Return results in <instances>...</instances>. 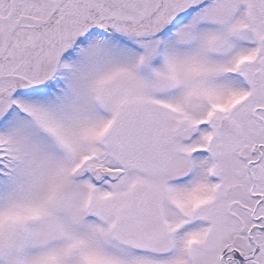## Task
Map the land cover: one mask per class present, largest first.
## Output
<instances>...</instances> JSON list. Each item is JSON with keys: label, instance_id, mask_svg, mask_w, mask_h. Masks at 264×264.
Returning <instances> with one entry per match:
<instances>
[{"label": "snow or ice", "instance_id": "6c2138e0", "mask_svg": "<svg viewBox=\"0 0 264 264\" xmlns=\"http://www.w3.org/2000/svg\"><path fill=\"white\" fill-rule=\"evenodd\" d=\"M0 264H264V0H0Z\"/></svg>", "mask_w": 264, "mask_h": 264}]
</instances>
